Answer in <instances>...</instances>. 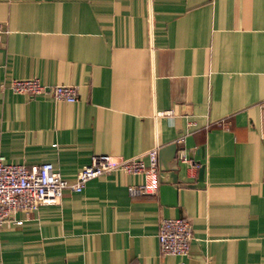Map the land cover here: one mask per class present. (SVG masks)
I'll use <instances>...</instances> for the list:
<instances>
[{"label":"crops","instance_id":"crops-1","mask_svg":"<svg viewBox=\"0 0 264 264\" xmlns=\"http://www.w3.org/2000/svg\"><path fill=\"white\" fill-rule=\"evenodd\" d=\"M0 27L6 162L72 180L93 154L186 157L155 194L114 170L18 211L0 264H264V0H0ZM27 77L77 100L1 89ZM164 217L189 221L188 254L161 253Z\"/></svg>","mask_w":264,"mask_h":264},{"label":"built area","instance_id":"built-area-1","mask_svg":"<svg viewBox=\"0 0 264 264\" xmlns=\"http://www.w3.org/2000/svg\"><path fill=\"white\" fill-rule=\"evenodd\" d=\"M4 31L0 27V42ZM6 88L30 96L44 93L50 94L56 100H77L74 85H47L41 83L37 77L13 78L2 82L1 89ZM260 105L264 109V101ZM145 154L146 160L93 154L72 180L64 178L48 162L26 166L22 163L6 162L4 156L0 155V226L10 220L20 223L21 220L15 218L18 211L29 213L40 205L59 202L65 191H80L87 180L114 170L142 174L141 183L127 186L131 195L155 194L158 186V147L149 149ZM177 156L186 160L182 149H179ZM157 238L161 253L186 255L192 238L191 225L184 217H164L159 222Z\"/></svg>","mask_w":264,"mask_h":264},{"label":"water","instance_id":"water-1","mask_svg":"<svg viewBox=\"0 0 264 264\" xmlns=\"http://www.w3.org/2000/svg\"><path fill=\"white\" fill-rule=\"evenodd\" d=\"M167 154L165 155V153ZM162 153V156L160 154ZM158 167H159V174L161 176H164L165 172H169V180L174 183H178L176 172L178 169L177 166V154H176V146L174 143H171L169 145L164 146L162 149L159 151V158H158ZM203 167L201 166L199 168V175H198V181H201L202 179V172Z\"/></svg>","mask_w":264,"mask_h":264}]
</instances>
